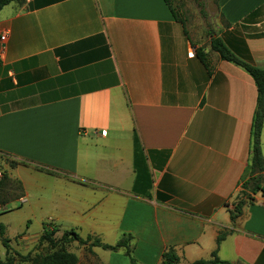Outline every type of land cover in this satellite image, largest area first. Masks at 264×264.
<instances>
[{"label":"crops","instance_id":"crops-1","mask_svg":"<svg viewBox=\"0 0 264 264\" xmlns=\"http://www.w3.org/2000/svg\"><path fill=\"white\" fill-rule=\"evenodd\" d=\"M217 8L215 37L264 69V0ZM3 33L0 160L22 188L0 205L12 252L46 254L55 228L89 239L67 247L78 264H162L170 248L180 264H264L261 192L232 218L258 97L242 67L195 43L165 0H25L0 12ZM125 235L131 257L92 245Z\"/></svg>","mask_w":264,"mask_h":264},{"label":"trees","instance_id":"trees-1","mask_svg":"<svg viewBox=\"0 0 264 264\" xmlns=\"http://www.w3.org/2000/svg\"><path fill=\"white\" fill-rule=\"evenodd\" d=\"M25 0H0V12L11 3L23 4ZM168 6L170 5L169 0H165ZM203 17L206 18L204 12ZM175 18L178 20V16L173 10ZM183 23V22H182ZM186 34V32H185ZM210 48L213 52L218 53L221 59L224 61L236 64L242 67L254 80L257 87V105L253 118L252 133H251V151L249 164L244 171L243 175V191L239 195V201L235 205V209L232 213V218L235 219L241 214L242 207L246 201L252 200V193L256 195L261 192L264 193V157L261 150V135L264 127V69L255 67L248 64L238 57H236L229 48L224 44V42L211 35ZM197 57L205 64H207L206 54L203 52L202 48L197 50ZM13 165V163H11ZM13 192H18L19 194L13 195ZM22 188L20 183L8 179L7 176H3L0 181V205H4L11 197H19L21 195ZM15 194V193H14ZM58 230L55 228H45L43 234L39 239L37 248L42 245H47L49 252L46 254H36L33 256L31 253L23 256L17 252L11 251L10 240L5 236V227L0 223V239L3 247L6 249L7 256L5 260L0 259V264H18L23 262H31L32 264H78V258L75 254L70 253L67 249L68 245L76 241L79 244H86L88 240H83L75 232H65L60 239H56V233ZM226 235L223 234L219 236L217 242L218 245L222 243ZM130 237H123L116 245L110 246L96 240L93 242V246L101 247L104 250L118 251L121 248L127 250V255L131 257L130 250ZM11 251V252H10ZM131 264H136V262L131 257ZM162 264H180L179 256L173 248L168 249L165 254H163ZM192 264H231L229 262L221 261L217 255V252L213 253L212 260H200Z\"/></svg>","mask_w":264,"mask_h":264},{"label":"rangeland","instance_id":"rangeland-1","mask_svg":"<svg viewBox=\"0 0 264 264\" xmlns=\"http://www.w3.org/2000/svg\"><path fill=\"white\" fill-rule=\"evenodd\" d=\"M169 2L176 15L186 26L192 40L209 48L211 35L218 33L220 28L217 0H169ZM202 12L206 14V18L203 17ZM12 162L11 160L7 161L9 165ZM0 172L4 175L1 160ZM12 194L18 195L19 193L13 192Z\"/></svg>","mask_w":264,"mask_h":264},{"label":"built area","instance_id":"built-area-1","mask_svg":"<svg viewBox=\"0 0 264 264\" xmlns=\"http://www.w3.org/2000/svg\"><path fill=\"white\" fill-rule=\"evenodd\" d=\"M7 38H8V34H7V33H3V34L1 35V37H0V41H1V44H0V45H2V47H1V49H0V55H1V56L4 55L5 47H6V43H7ZM104 134H106V133H104ZM2 177H3V174L0 172V179H2ZM239 189H240V192L243 191V183L240 184ZM252 198H253V197H252ZM260 199H261V202H262V204H263L262 206H263V208H264V193H261V195H260ZM26 201H27L26 198H21V199H20V203H21V204L26 203Z\"/></svg>","mask_w":264,"mask_h":264}]
</instances>
